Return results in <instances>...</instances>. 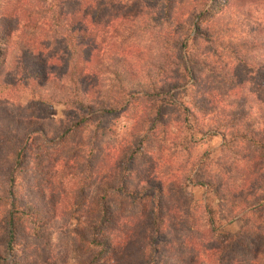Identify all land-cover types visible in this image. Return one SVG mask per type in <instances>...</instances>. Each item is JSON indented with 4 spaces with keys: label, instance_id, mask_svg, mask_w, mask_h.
Segmentation results:
<instances>
[{
    "label": "trees",
    "instance_id": "trees-1",
    "mask_svg": "<svg viewBox=\"0 0 264 264\" xmlns=\"http://www.w3.org/2000/svg\"><path fill=\"white\" fill-rule=\"evenodd\" d=\"M35 1L50 3L34 11L33 0H17L8 17L12 30L25 39L22 48L37 55L38 69L26 67L23 73L39 84L49 80L40 52L47 43H60V75L49 97L66 105L73 117L44 129L38 110L49 101L37 93L31 106L13 102L12 87L0 81V264H59L63 258L46 252L41 232L49 224L48 206L24 195L29 179L39 192L42 184L54 190L51 202L63 195L64 208L83 219L85 228L76 229L71 240L82 243L87 257L75 264H200L207 259L216 264L222 253L233 255L236 245L244 247L247 259L240 262L233 255L230 264H257L263 252L249 234L222 242L212 202L264 201V42L257 35L234 39L226 16L240 2L264 12V0ZM70 3H75L72 10ZM150 9L156 13L147 14ZM139 18L137 30L147 36L141 63L124 57L131 47L122 37L131 36ZM9 29L0 28V70L13 50ZM48 31L50 41L44 38ZM183 88L190 90L192 101L184 107L194 120L178 122V130L220 134L227 158L217 160L219 180L194 181L205 191V204L197 210L185 188L179 205H171L170 193L155 179L156 169H147L140 179V157L150 153L144 149L147 140L165 144L173 134L167 110L180 106L177 90ZM199 115L211 121L208 129L199 125ZM110 116L124 118L128 126L120 133L106 127ZM108 134L116 140L105 147L102 139ZM52 203L56 213L58 203ZM196 211L206 229L196 227Z\"/></svg>",
    "mask_w": 264,
    "mask_h": 264
},
{
    "label": "rangeland",
    "instance_id": "rangeland-1",
    "mask_svg": "<svg viewBox=\"0 0 264 264\" xmlns=\"http://www.w3.org/2000/svg\"><path fill=\"white\" fill-rule=\"evenodd\" d=\"M16 1L17 0H0V28H10L9 30L13 31L11 26L14 21H10L8 17L10 16L12 9L16 7ZM49 3L50 1L38 3L33 0L31 4L32 9L36 11L38 7H46ZM247 4H250V2L233 4V6L227 10V20H229L230 25L233 27L231 36L234 39L250 40L254 35H257V37L264 42L263 9L254 7V9L247 10ZM67 7H70L72 10L75 8V3H70ZM67 10L70 11L69 9ZM2 12L3 15L1 16ZM155 13L156 12L153 9L147 11V14L149 15ZM139 20L140 18L137 20V24H132L136 27H133L134 30L133 32H130L131 36L129 38L127 33L122 35V37H126L125 44L128 45V47H131V53L128 55L125 53L124 57L126 58L128 56L129 59L131 58L130 61L135 62H138V57L141 55L140 46L143 44L146 45L145 41L147 39V36H145L144 33H140V31L137 30L140 26ZM252 29H254L255 33ZM13 33L14 38L11 40V42H13V50L11 51L5 66L0 70V81L6 84L9 83V87H12L11 91L13 92L11 94H13L14 97H12V101L30 105L34 99H37V93H40L45 100L49 101V104L43 103L39 105L38 110L41 118L40 123L44 129H47L48 126L54 127V125H57L66 119H71L73 116L68 113L66 105L54 102V100L49 97L54 87L52 81L53 79H57L59 77L58 75H60V68L57 64L61 63L58 55H63L61 44H51L52 42H50V46H48L47 43L46 47L44 46L43 48V52H40L44 57L43 59L48 62L51 76L49 80L42 81V83L39 84L34 78L23 73L26 67L31 72L38 69L39 63H37L36 60L37 55L34 57L32 56L34 55L32 54L34 53L32 48H22L21 45L22 43H25V39L20 36V33H16L15 31H13ZM44 34V38L50 41L53 33L48 31L44 32ZM113 53V56L110 55L111 57H109L112 64L115 62V56L117 57L116 52L113 51ZM35 54H38V52H35ZM118 59L121 60V58H117L116 60ZM138 63H141V61ZM138 69H140V65H138ZM39 88H41L40 92ZM177 91L179 92L177 96L179 97L180 106L169 108L166 117V121L170 124L169 131H172L173 134L168 135L165 144L160 142V139L156 138H149L147 140L144 149L150 153L149 155L142 154V157H140V179L147 175L145 173L147 169H156L154 175L155 179H160L163 183L162 187L164 191L170 193L167 197L170 198L171 205H179L181 194H183L184 190L183 188H185V193L193 199V208L197 210V206L202 208L205 204V191L204 188L196 186L194 184L196 182L194 181H199L203 178L207 179L209 177L216 181L219 180L220 168L217 165V160H224L227 162L223 148L224 140L222 139V136L217 133L213 134L210 132L200 134L195 132V134H191V130H185V132L178 130V122L185 123L187 122L186 119L190 117L189 114L185 112L184 106H188L187 104L192 101V97L190 90L189 92L187 91V93L184 91V88L182 90L178 89ZM3 94V96L7 95L5 92H3ZM251 101L255 106L258 105L256 104L258 102L254 97L251 98ZM256 111L257 110L255 109V112ZM199 117V125L201 127L204 126V130L208 129L211 121H208L207 118L204 119L202 115H199ZM193 120L194 119L190 117V123L193 122ZM127 123L128 122H126L124 118L117 116H110L104 121L106 127L116 130L118 133L128 126ZM115 140L116 138L112 137L110 134L102 139L105 147L112 145ZM172 141H176L175 146ZM172 173L176 175V178H172L170 181L169 177ZM32 180L33 179H29L25 183L24 195L26 194V197L33 204H39L43 208H45L46 205L48 206L49 224H47L45 231L43 230V232H41L42 235H45L44 239L47 240L48 250L46 252L53 253L54 255L59 253L63 257L62 260L59 261V264H75L81 257H87V251L82 243L78 242L74 244L71 240V238L75 236L76 229L85 228V224L83 225V223H81L83 219L74 214H69L68 210L64 208L63 195L62 197L54 198L52 201L58 203L56 205L57 211L54 213L55 207H52L53 203L51 202V198H49V195H51L54 190L49 189L46 191V188H44L45 184H42L39 188L42 190L43 194L33 187L35 183H33ZM1 191L2 188H0V192ZM254 199L255 198H249L246 201H249L250 205L255 201ZM246 201H243L240 204L221 202L222 205L218 206V198L214 199L212 205L216 208L218 217L216 222L218 229L216 232L223 236L221 239L222 242L228 239L234 241V238H236L237 242L243 234H249L250 241L253 242V245L256 246L257 249L259 248L261 253L263 252L257 264H264V201H262V203L259 202L256 205L252 204L249 207L245 205ZM49 209H53V212L50 213ZM203 217L201 211L193 212L192 219L196 223V227L200 228V230L206 229L207 227L206 225L203 226L205 223ZM188 223L191 224L190 222ZM26 225H28L27 228L30 227L29 222ZM29 235L31 234L29 233ZM29 235L27 236L29 237ZM28 239L33 243L36 241L34 238L29 237ZM219 242H211V244ZM247 244L250 246L248 242ZM236 247V254L234 253L233 255H237V259L240 262H244L247 259L246 254L242 251L244 247L238 245H236ZM229 253V251L225 254L222 253V256L220 255L219 259L220 263L216 264H230V261L234 256ZM101 264H114V262L111 261L110 263H106V261L103 260ZM200 264L211 263L207 259L200 262Z\"/></svg>",
    "mask_w": 264,
    "mask_h": 264
}]
</instances>
